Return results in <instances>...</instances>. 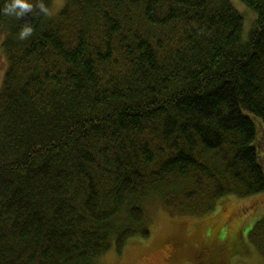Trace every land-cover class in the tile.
Wrapping results in <instances>:
<instances>
[{
    "label": "trees",
    "instance_id": "trees-1",
    "mask_svg": "<svg viewBox=\"0 0 264 264\" xmlns=\"http://www.w3.org/2000/svg\"><path fill=\"white\" fill-rule=\"evenodd\" d=\"M56 1L0 14V264H101L151 233L149 196L200 216L264 192V0L246 40L233 0Z\"/></svg>",
    "mask_w": 264,
    "mask_h": 264
},
{
    "label": "rangeland",
    "instance_id": "rangeland-1",
    "mask_svg": "<svg viewBox=\"0 0 264 264\" xmlns=\"http://www.w3.org/2000/svg\"><path fill=\"white\" fill-rule=\"evenodd\" d=\"M233 3L246 19L243 29V38L246 40L257 13L241 0H233ZM60 4L61 0H57L55 8L59 9ZM2 41L0 36V87L8 67ZM228 198H223L211 213L197 216L171 213L164 207L160 197L149 196L145 206L151 233L146 237L135 234L121 254L114 246L100 257L99 262L199 264L197 256L205 251L201 247L213 246L212 250L217 251L206 252L209 260L204 264H264V250L255 247L249 237L255 222L264 217V192L243 198L234 195Z\"/></svg>",
    "mask_w": 264,
    "mask_h": 264
},
{
    "label": "clouds",
    "instance_id": "clouds-1",
    "mask_svg": "<svg viewBox=\"0 0 264 264\" xmlns=\"http://www.w3.org/2000/svg\"><path fill=\"white\" fill-rule=\"evenodd\" d=\"M0 14L19 20L29 14L51 17L54 15V10L49 0H0ZM34 32V24L25 22L20 25L17 38L26 41L34 35Z\"/></svg>",
    "mask_w": 264,
    "mask_h": 264
},
{
    "label": "flooded vegetation",
    "instance_id": "flooded-vegetation-1",
    "mask_svg": "<svg viewBox=\"0 0 264 264\" xmlns=\"http://www.w3.org/2000/svg\"><path fill=\"white\" fill-rule=\"evenodd\" d=\"M214 247H215V245H214ZM201 248H203L205 251L201 255L197 256V261L199 262V264H204L209 260V257H207V254H205V253L206 252L212 253V252L217 251V250H212L213 246H204Z\"/></svg>",
    "mask_w": 264,
    "mask_h": 264
}]
</instances>
